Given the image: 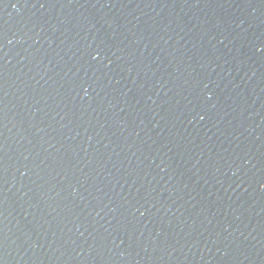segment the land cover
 <instances>
[{
  "label": "water",
  "instance_id": "obj_1",
  "mask_svg": "<svg viewBox=\"0 0 264 264\" xmlns=\"http://www.w3.org/2000/svg\"><path fill=\"white\" fill-rule=\"evenodd\" d=\"M0 264H264V0H0Z\"/></svg>",
  "mask_w": 264,
  "mask_h": 264
},
{
  "label": "snow or ice",
  "instance_id": "obj_2",
  "mask_svg": "<svg viewBox=\"0 0 264 264\" xmlns=\"http://www.w3.org/2000/svg\"><path fill=\"white\" fill-rule=\"evenodd\" d=\"M201 118H203V117H201Z\"/></svg>",
  "mask_w": 264,
  "mask_h": 264
}]
</instances>
